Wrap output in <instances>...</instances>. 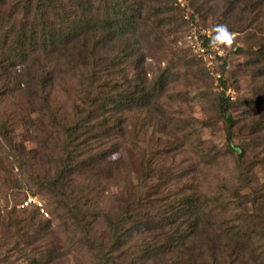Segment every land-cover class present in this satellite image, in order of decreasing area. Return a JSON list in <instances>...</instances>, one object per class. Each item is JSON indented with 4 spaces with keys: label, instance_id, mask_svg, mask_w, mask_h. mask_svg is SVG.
I'll return each mask as SVG.
<instances>
[{
    "label": "trees",
    "instance_id": "trees-1",
    "mask_svg": "<svg viewBox=\"0 0 264 264\" xmlns=\"http://www.w3.org/2000/svg\"><path fill=\"white\" fill-rule=\"evenodd\" d=\"M138 1L113 0L101 14L93 4L79 3L83 9L71 22L61 0H0V166L32 170L31 193L41 192L49 216L37 205L24 208L21 222L0 211L3 264L52 260L56 253L44 247L53 235L83 264H264V191L256 173L264 148V0L243 5L246 27L240 22L230 29L257 42L239 49L252 97L231 101L223 93L209 109L215 120L196 112L188 116L184 109L173 118L159 101L170 98L171 110L172 102L185 104L186 95H171L170 85L194 77V86L202 88L213 78L205 66L191 74L186 55L157 38V51L167 57L159 61L167 65L150 81L142 65L151 21ZM154 1L165 12L175 10L174 0ZM240 2L228 0L225 16L237 12ZM74 22L82 33L71 42ZM174 23L179 32L184 23ZM129 69L138 75L136 85L121 79ZM137 110L162 112L170 127L188 131L189 141L154 143L145 150L132 145L126 130ZM42 115L52 130L36 135L57 163L54 172L41 150L29 151L17 141L18 129L28 136ZM221 122L225 149L203 137ZM130 147L141 172L135 186L123 188L103 158L117 150L129 154ZM117 195L122 196L114 200ZM26 199L21 191L14 194L15 201ZM114 201L122 203L115 207Z\"/></svg>",
    "mask_w": 264,
    "mask_h": 264
},
{
    "label": "rangeland",
    "instance_id": "rangeland-1",
    "mask_svg": "<svg viewBox=\"0 0 264 264\" xmlns=\"http://www.w3.org/2000/svg\"><path fill=\"white\" fill-rule=\"evenodd\" d=\"M112 1L113 0H108L106 2L105 0H82L83 3H80L78 0H61V4L64 5V10L66 12L71 10V22H73L76 18L75 14H79L80 10L83 9L79 7L80 4H85L84 2L93 4L101 14L104 8L113 5L111 4ZM227 1L228 0H174L173 7H175V10L171 12H165L164 8L166 7L163 8L162 6L164 5L161 6L154 0L138 1V5L142 6L145 15L147 14L148 16L146 17L151 21V40L149 41L151 43L146 47L145 53L147 54V59L142 65V67L144 66V70L150 81H153V77L161 74L159 67L165 68L167 65L166 62L160 63L159 61L160 57L163 60L167 57L161 55V53L157 51V38L163 39L164 43H167V47L172 45L171 47L173 51L179 55H186L188 58L187 62H190L188 70L191 74L201 72L203 66H205L207 71L212 74L211 77L213 79H208L206 87H195L196 78L194 77H189L188 80L184 79L183 81L181 80L176 84L170 85L171 89L169 90L171 91V95H176L178 98L181 94L184 96L186 95L184 98L185 104H180L182 101L172 102L173 109L171 108V110H169L171 107L169 103L170 98L167 99L166 102H164L166 98L159 100L166 105L169 112H172L170 114L173 118H176V116L178 118V111L184 109L187 111L186 115L188 116L196 112V117L198 118H210L215 120L216 117L210 114L209 109L223 93H225L231 101H238L239 99L249 100L252 97V82L250 77L247 76L243 70L246 59L244 54H240L239 49H247V46L250 43L257 44L256 40L253 41L252 38H249L247 35L248 33L246 32H233L235 34L234 40L230 46L216 48L210 44V38L213 35V27L216 24H226L229 29H231L242 26L240 23L242 22L244 23L243 28L246 27L248 17L246 15L242 16V7L247 4L251 7L253 4L251 1L253 2V0H241L242 2L239 3L240 6L238 7L237 12L233 13L231 16H229V14L225 16L224 14V7ZM256 1L260 2V0ZM157 10L161 11L158 14V18L154 17V13L157 12ZM176 19L184 23L182 28L177 27L178 29L180 28L179 32L178 30L176 31V27L174 26L176 25L174 21L177 22ZM73 25L75 35L72 34L68 39L71 42L77 41L79 38L78 34L82 33L78 24H75L74 22ZM97 26L98 24L96 23L95 28ZM150 36L147 39H150ZM206 42H208L206 53H202L200 47L205 45ZM21 67L22 64H19L17 69H20ZM224 70L226 71V74H224ZM218 74L221 75L220 78L218 77ZM121 79H131V81L134 82L133 85H136L139 82L138 75L133 69L122 72ZM210 81L212 84L208 87ZM161 114L162 112L137 110L134 115L131 116V122H128L127 124L126 133H130L128 136V142L132 143V145L138 142L144 150L149 149V145L154 143L164 144L168 142L178 144L183 141L188 142L190 139L188 131L184 129L177 130L176 128L175 130L170 127L168 125L169 123H166L167 121L164 119L165 117ZM232 114H234L235 117H240L241 111L233 110ZM39 123L40 124H38L36 128H32L33 131L28 136L25 135L22 128L18 129L19 137L17 141L23 142L24 146L29 151H42L41 144L39 146V137L51 133L52 129L49 126L50 123L46 117L43 115L40 116ZM137 125L138 127H136ZM219 128L220 129H217L216 131L211 130V128H206L203 137L205 140H214L220 148L225 149L226 143L224 136L226 128L222 122L219 124ZM37 130L40 131L39 134L36 132ZM36 134L41 136L37 137ZM132 145L130 144V146ZM129 149V154H124L122 150H117V152L108 154L103 158L111 165L110 167L115 170L117 175H119L118 180L121 181L123 188L135 186L134 181H136L137 178L136 172L137 174L141 172L138 155L135 153L133 147H130ZM2 152L4 151L2 150ZM41 155L47 166L49 168L51 167L54 172L53 167L56 168L57 164L55 159L52 156V158H49L43 151L41 152ZM257 156V160L260 161V164L256 167V173L259 182L261 183L262 190L264 191V148L262 153ZM31 173H33L32 170L25 165H20L19 167L18 165L9 163V168L7 170L2 169L0 166V188L3 189V191L0 192V211L5 216H9L10 219H14L17 222H21V220L26 217L27 214L24 212V208L29 205H37L41 208L40 212L45 215V218H49L48 213L42 208L44 203L41 199V195H39L41 192L35 195L31 193V187L32 185H35L31 180V177H34ZM20 191L27 198L23 202L14 200V194L18 195ZM121 196L122 195L114 196L113 199L119 200ZM119 202L114 201L115 207ZM17 203L18 205H16ZM247 208L248 205H246L245 209ZM1 223L2 220H0V224ZM98 228L102 229L100 225ZM44 242L45 239H41L38 246L43 247ZM46 242L50 245L44 247V251L49 254L51 253V250H53V253H56V257L49 261L48 257L45 256L42 259L44 262L41 264H83V261L78 258L77 255L75 256V252L71 249L70 251H66L68 248L67 244H65L66 246L61 244L54 235L50 238H46ZM14 256L19 257L18 255ZM81 261L82 263H80ZM3 263L0 262V264ZM17 263L29 264L25 259H21Z\"/></svg>",
    "mask_w": 264,
    "mask_h": 264
},
{
    "label": "clouds",
    "instance_id": "clouds-1",
    "mask_svg": "<svg viewBox=\"0 0 264 264\" xmlns=\"http://www.w3.org/2000/svg\"><path fill=\"white\" fill-rule=\"evenodd\" d=\"M234 33L226 24H216L213 27V35L210 38V44L219 48L222 46H230L234 40Z\"/></svg>",
    "mask_w": 264,
    "mask_h": 264
},
{
    "label": "built area",
    "instance_id": "built-area-1",
    "mask_svg": "<svg viewBox=\"0 0 264 264\" xmlns=\"http://www.w3.org/2000/svg\"><path fill=\"white\" fill-rule=\"evenodd\" d=\"M206 48H207V46H206V45H203L202 47H200V50L202 51V53H206ZM218 77L220 78V77H221V75H220V74H218Z\"/></svg>",
    "mask_w": 264,
    "mask_h": 264
}]
</instances>
